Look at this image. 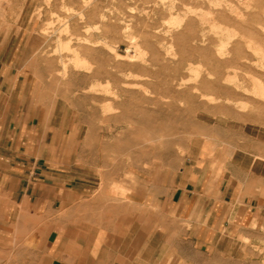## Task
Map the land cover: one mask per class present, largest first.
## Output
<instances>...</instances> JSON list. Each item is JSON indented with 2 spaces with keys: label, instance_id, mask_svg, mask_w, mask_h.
I'll list each match as a JSON object with an SVG mask.
<instances>
[{
  "label": "rangeland",
  "instance_id": "rangeland-1",
  "mask_svg": "<svg viewBox=\"0 0 264 264\" xmlns=\"http://www.w3.org/2000/svg\"><path fill=\"white\" fill-rule=\"evenodd\" d=\"M0 5V65L27 68L41 103L71 132L73 174L89 190L118 193L121 207L133 185L157 190L193 156L227 163L264 140V0ZM75 53L87 64L77 66ZM184 249L196 263L163 264H264L260 233L231 255Z\"/></svg>",
  "mask_w": 264,
  "mask_h": 264
},
{
  "label": "crops",
  "instance_id": "crops-1",
  "mask_svg": "<svg viewBox=\"0 0 264 264\" xmlns=\"http://www.w3.org/2000/svg\"><path fill=\"white\" fill-rule=\"evenodd\" d=\"M41 103L27 68L0 65V264L196 263L264 234V140L213 163L193 156L121 207L72 168L71 132ZM70 152V153H69ZM140 183V181H138Z\"/></svg>",
  "mask_w": 264,
  "mask_h": 264
},
{
  "label": "bare ground",
  "instance_id": "bare-ground-1",
  "mask_svg": "<svg viewBox=\"0 0 264 264\" xmlns=\"http://www.w3.org/2000/svg\"><path fill=\"white\" fill-rule=\"evenodd\" d=\"M3 1V0H2ZM247 1H249V0H247ZM244 2H245V0H244ZM249 3V2H248ZM245 4V3H244ZM1 6V5H0ZM246 6V5H245ZM0 10L2 11V9H1V7H0ZM255 11V10H254ZM253 11V12H254ZM190 12V11H189ZM201 12V11H200ZM191 13V12H190ZM194 13V12H193ZM0 15L2 16V14L0 13ZM5 17V16H4ZM199 17V16H198ZM209 18V17H208ZM177 20V19H176ZM209 20V19H208ZM207 21V20H206ZM210 21V20H209ZM201 22V21H200ZM182 23V20L180 21V23L179 24H181ZM175 28V27H174ZM169 33V32H168ZM134 39V38H133ZM135 40V39H134ZM134 43H136V42H134ZM226 46V45H225ZM64 48L65 49H70V47H69V44H66V45H64ZM136 49H137V53L138 54H140L141 55V58H142V56H144L145 55V53L143 52V50L137 45L136 46ZM220 49H221V47H220ZM224 49V52H225V48H223ZM223 49H221L222 51H223ZM224 52H222V56H224L225 57V55H223L224 54ZM74 53V52H73ZM221 52H220V50H219V53L218 54H220ZM135 54V53H134ZM262 54L264 55V52H262ZM221 55V54H220ZM219 55V56H220ZM74 56H75V58H74V61H75V63L77 64V66L78 65H80L79 63H81V62H83V64L85 65V64H87V60L86 59H81V57H80V55L78 54V53H75L74 54ZM218 56V57H219ZM221 56V57H222ZM128 57V56H127ZM131 57V56H130ZM139 57V56H138ZM145 57V56H144ZM144 57H143V59H144ZM126 58V57H125ZM135 58V57H134ZM128 59V58H127ZM133 59V58H132ZM137 60L139 59V61H140V57L139 58H136ZM135 59V60H136ZM263 59V58H262ZM129 60H131V59H129ZM134 60V61H135ZM78 61H79V63H78ZM81 61V62H80ZM263 61H264V59H263ZM82 64V63H81ZM83 65V66H84ZM210 77V76H209ZM213 77V76H212ZM217 80V79H216ZM181 86H182V83H181ZM197 86H198V84H197ZM135 88H137V87H135ZM139 88V87H138ZM140 89V88H139ZM181 89V88H180ZM179 89V90H180ZM143 90V89H142ZM195 96V95H194Z\"/></svg>",
  "mask_w": 264,
  "mask_h": 264
}]
</instances>
